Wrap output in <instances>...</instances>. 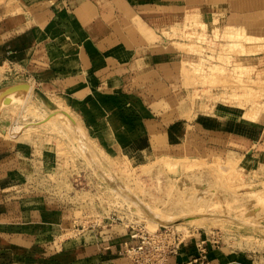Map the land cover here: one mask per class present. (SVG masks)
I'll use <instances>...</instances> for the list:
<instances>
[{
    "label": "rangeland",
    "instance_id": "rangeland-1",
    "mask_svg": "<svg viewBox=\"0 0 264 264\" xmlns=\"http://www.w3.org/2000/svg\"><path fill=\"white\" fill-rule=\"evenodd\" d=\"M196 1L202 9L183 11L181 18L161 29L177 58L169 65L167 61L164 71L146 75L138 91L148 103L159 97L161 102L151 107L167 120L188 121V131L207 120H220L225 122L220 130L224 134L198 133L202 140L197 144L184 143L151 155L120 154L108 139L99 143L87 132L61 99L41 94L31 84L22 107L18 103L14 109L5 107L2 101L0 108V140L22 141L37 135L54 148L48 163L34 162L21 178L32 185L27 191L49 196L56 208L43 217L36 204H27L25 209L36 214L29 225L52 227L57 241L112 221L122 228L133 225L149 231L169 225L184 242L197 231H205L208 238L214 231L219 233L214 245L225 250V264L232 256L241 260L235 264H264V10L257 18L252 11L238 18L225 13L226 0ZM239 1L230 0L232 6ZM230 24L253 34L245 37L232 27L225 31ZM245 45L254 51L243 53ZM12 72L7 65L0 66V91L18 83L30 86ZM259 134L262 138L256 145L253 136ZM228 142H233L229 148ZM118 186L137 198L138 206L121 197ZM145 210L163 220L150 221ZM33 246L12 248L26 253Z\"/></svg>",
    "mask_w": 264,
    "mask_h": 264
},
{
    "label": "crops",
    "instance_id": "crops-1",
    "mask_svg": "<svg viewBox=\"0 0 264 264\" xmlns=\"http://www.w3.org/2000/svg\"><path fill=\"white\" fill-rule=\"evenodd\" d=\"M181 1L0 0V66L10 67L15 78L21 76L41 94L61 99L87 132L99 143L108 139L117 153L144 156L197 144L199 134H224L225 122L207 120L188 131V121L167 120L151 107L161 102L159 97L148 103L138 91L146 75L164 71L166 62L177 58L161 29L183 11L203 8L196 0H185L181 7ZM226 1L225 13L238 18L249 11L257 18L264 10L262 0H240L235 6ZM253 137L256 145L262 138ZM44 141L37 135L0 140V264H131L119 254L130 230L114 221L61 241L55 240L52 227L28 224L36 214L25 209L27 204H36L43 217L56 211L49 196L27 191L32 185L21 182L34 162L53 158V146ZM205 234L193 233L168 264H185L197 254L196 242ZM14 245L35 249L18 253ZM206 257L209 264H225V250L216 246H207ZM227 258L228 264L241 261Z\"/></svg>",
    "mask_w": 264,
    "mask_h": 264
},
{
    "label": "built area",
    "instance_id": "built-area-1",
    "mask_svg": "<svg viewBox=\"0 0 264 264\" xmlns=\"http://www.w3.org/2000/svg\"><path fill=\"white\" fill-rule=\"evenodd\" d=\"M126 228L130 230L129 240L121 244L119 254L131 264H168L169 257L178 254L185 243L181 233L169 225H161L153 231L133 225ZM210 238L206 233L205 238L196 242L197 254L190 256L185 264H209L207 246H215L219 233L211 231Z\"/></svg>",
    "mask_w": 264,
    "mask_h": 264
},
{
    "label": "bare ground",
    "instance_id": "bare-ground-1",
    "mask_svg": "<svg viewBox=\"0 0 264 264\" xmlns=\"http://www.w3.org/2000/svg\"><path fill=\"white\" fill-rule=\"evenodd\" d=\"M189 17V16H188ZM191 17V16H190ZM217 22V21H216ZM218 25V24H217ZM221 26V25H220ZM219 26V27H220ZM232 27V31H235V32H239L240 34H242V35H244V33H245V37H247V35L248 34H253L252 32H251V29H249V30H247V28H244L242 25L240 26V25H238V24H230V25H228V26H226L225 27V31H228V29L229 28H231ZM213 28V27H212ZM214 28H215V26H214ZM213 28V29H214ZM216 28H217V26H216ZM211 29V28H210ZM214 33V32H213ZM223 35V34H222ZM226 35V34H225ZM228 36V35H227ZM237 36V35H236ZM212 37V36H211ZM240 37H241V35H240ZM244 37V38H245ZM249 37V36H248ZM253 37V36H252ZM213 38V37H212ZM250 38H251V36H250ZM249 38V39H250ZM242 39V38H241ZM247 39V38H246ZM246 39H243V40H245V42H246ZM254 39H256V38H254ZM248 40V39H247ZM258 40H260L259 38H258ZM257 40V41H258ZM249 41V40H248ZM257 41H254V42H257ZM260 41H262V40H260ZM244 42V41H243ZM250 42V41H249ZM259 44H261L260 42H258ZM238 44H240L241 45V41L238 43ZM244 44V43H243ZM246 44V43H245ZM249 44V43H248ZM256 44V43H255ZM262 44H264V43H262ZM250 45V44H249ZM248 45V46H249ZM251 46H252V44H251ZM250 46V47H251ZM254 46H259V45H254ZM250 47H247L246 45H245V49H243L244 51H243V53L245 52V53H248V52H251L252 53V51H254V50H251V48ZM259 48H261V47H259ZM258 50H260V49H258ZM226 58V57H225ZM236 63V62H235ZM212 65V64H211ZM246 66H250V65H246ZM214 69V68H213ZM216 69V68H215ZM240 74V73H239ZM2 75V74H1ZM235 76H237V75H235ZM237 77H241V76H237ZM239 79V78H238ZM7 87H4L1 91H0V108H1V102L3 101V99L4 98H9V103H7V104H5V107L6 106H12V108L14 109V105H15V103H18V105H20L21 107H22V105H23V103H24V101H25V99H26V97H27V94H28V92H29V90H31V85L28 87V88H14V89H6ZM257 88V87H256ZM31 92V91H30ZM225 93V92H224ZM211 96V95H210ZM254 96V95H253ZM260 96V95H259ZM252 97V96H251ZM261 97V96H260ZM258 101V100H257ZM47 104V103H46ZM253 105V104H252ZM4 107V106H3ZM205 107H207V106H205ZM58 109V108H57ZM9 110V109H8ZM51 110V109H50ZM53 114V113H52ZM244 114V113H243ZM56 115V114H55ZM60 115V114H59ZM8 116V115H7ZM60 117V116H59ZM4 118V117H3ZM50 118V117H49ZM60 119V118H59ZM251 119V118H250ZM53 121H54V118H53ZM14 122V121H13ZM71 122V121H70ZM69 122V123H70ZM15 124H16V122H15ZM15 124H13L14 126H15ZM16 125H18L19 126V124H16ZM73 125V124H72ZM70 126V128H71V125H69ZM13 127V126H12ZM16 127V126H15ZM17 128V127H16ZM20 129V126L18 127V129L17 130H19ZM77 129V128H76ZM12 130H13V128H12ZM21 130V129H20ZM79 130V129H78ZM14 131H15V129H14ZM17 133V132H16ZM8 134V133H7ZM4 135H5V133H4ZM77 135V137H78V134H76ZM82 136V135H81ZM84 143V142H83ZM85 151V150H84ZM84 154H86V152L84 153ZM188 158V157H187ZM164 163H169V162H167V161H165V158H164ZM93 162V161H92ZM94 163V162H93ZM231 163V162H230ZM234 163V162H233ZM226 164H228V163H226L225 162V165ZM233 165H235V163L234 164H231L230 166H231V168H232V166ZM223 166H224V163H223ZM228 166V165H227ZM219 170H221L220 169V167L218 168ZM227 169H229V168H227ZM223 171H224V169H223ZM227 170H225V172H226ZM229 171V170H228ZM214 172V171H213ZM217 172V171H216ZM225 174V173H224ZM223 174V175H224ZM218 175V174H217ZM221 178H222V176H221ZM117 188V187H116ZM118 191V194L121 196V197H123L125 200L127 199V200H129V201H131V202H133V204L134 205H137L138 204V201L131 195V194H129V192H128V190L126 191L125 189H124V187L122 186H118V190L116 189V192ZM136 197V196H135ZM138 206V205H137ZM143 206H145V205H143ZM147 207V209H148V206H145V208ZM140 208V207H139ZM149 210H150V208H149ZM149 210H145L146 212V215L150 218L149 220L150 221H152V222H156V223H160V221H162L163 220V218H161V219H158V217H162V216H160L159 214H157V215H159V216H156V214L155 213H153V214H155V216L156 217H153L152 215H148V212H149ZM142 211V210H141ZM144 213V212H143ZM149 213H151V211L149 212ZM162 215V214H161ZM145 216V215H144ZM196 217V216H195ZM165 219H167V218H165ZM168 219H169V217H168ZM165 221V220H164ZM176 221V219H170V221L169 222H175Z\"/></svg>",
    "mask_w": 264,
    "mask_h": 264
},
{
    "label": "water",
    "instance_id": "water-1",
    "mask_svg": "<svg viewBox=\"0 0 264 264\" xmlns=\"http://www.w3.org/2000/svg\"><path fill=\"white\" fill-rule=\"evenodd\" d=\"M29 85L27 83H18L11 86H8L6 89H14V88H28ZM9 98H4L3 103H9Z\"/></svg>",
    "mask_w": 264,
    "mask_h": 264
}]
</instances>
